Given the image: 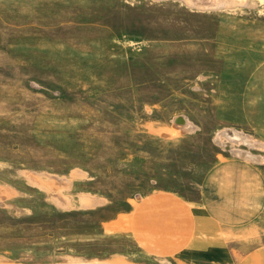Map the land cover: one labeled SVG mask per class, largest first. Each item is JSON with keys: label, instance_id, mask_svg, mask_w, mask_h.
Wrapping results in <instances>:
<instances>
[{"label": "rangeland", "instance_id": "374dc122", "mask_svg": "<svg viewBox=\"0 0 264 264\" xmlns=\"http://www.w3.org/2000/svg\"><path fill=\"white\" fill-rule=\"evenodd\" d=\"M247 188L264 0H0V264H193L140 250L135 204Z\"/></svg>", "mask_w": 264, "mask_h": 264}, {"label": "crops", "instance_id": "0c3cea01", "mask_svg": "<svg viewBox=\"0 0 264 264\" xmlns=\"http://www.w3.org/2000/svg\"><path fill=\"white\" fill-rule=\"evenodd\" d=\"M253 190L247 188L245 197L235 191V200L202 204L170 191L153 192L141 198L128 217L130 236L152 258L264 264V208Z\"/></svg>", "mask_w": 264, "mask_h": 264}, {"label": "bare ground", "instance_id": "6f19581e", "mask_svg": "<svg viewBox=\"0 0 264 264\" xmlns=\"http://www.w3.org/2000/svg\"><path fill=\"white\" fill-rule=\"evenodd\" d=\"M182 120L180 121L181 124H184L185 126H189L190 127V130H191V126L187 124L186 120L184 118H181ZM186 129H189V128H186ZM236 136V135H235ZM231 137V136H230ZM243 140V139H242ZM239 156V155H238ZM252 159V157H251Z\"/></svg>", "mask_w": 264, "mask_h": 264}, {"label": "water", "instance_id": "95a60500", "mask_svg": "<svg viewBox=\"0 0 264 264\" xmlns=\"http://www.w3.org/2000/svg\"><path fill=\"white\" fill-rule=\"evenodd\" d=\"M182 119L180 118V121H181Z\"/></svg>", "mask_w": 264, "mask_h": 264}]
</instances>
